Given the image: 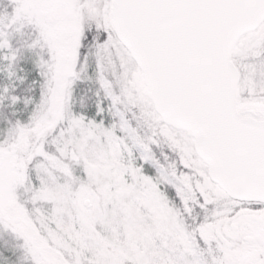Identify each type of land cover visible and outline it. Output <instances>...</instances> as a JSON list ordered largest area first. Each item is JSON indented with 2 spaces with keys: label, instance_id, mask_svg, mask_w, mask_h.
<instances>
[{
  "label": "snow or ice",
  "instance_id": "1",
  "mask_svg": "<svg viewBox=\"0 0 264 264\" xmlns=\"http://www.w3.org/2000/svg\"><path fill=\"white\" fill-rule=\"evenodd\" d=\"M4 7L0 231L27 264H120L57 239L136 209L173 244L122 264H264V0Z\"/></svg>",
  "mask_w": 264,
  "mask_h": 264
},
{
  "label": "rangeland",
  "instance_id": "2",
  "mask_svg": "<svg viewBox=\"0 0 264 264\" xmlns=\"http://www.w3.org/2000/svg\"><path fill=\"white\" fill-rule=\"evenodd\" d=\"M27 30L24 29L22 34H18L17 36H25ZM139 130L142 135H150L152 131L150 122L145 118H141ZM162 147H165L166 150V146L162 145ZM151 171L153 170L149 169V172ZM121 203L123 204V202ZM124 207L130 209L131 203L124 204ZM136 213L140 216V221L131 226H126L124 219L120 217L117 211L113 210L112 223L103 229L106 235L101 238L99 248H97L96 240L85 243L83 235H69L67 241L58 238L57 243H60L64 248L69 250L77 261H79L85 252H88L92 256L112 257L114 260L120 261V264H122L121 258L131 261L143 255L151 257L153 253L149 249L152 247H155L159 251L162 245L167 244L171 246L173 244L171 238H166L160 232L152 229L149 219H145V217H149V213L141 212L139 209H136ZM1 235L3 239L5 236L7 240H0V249L14 251L17 254L16 264H27V261L20 253V241L8 232L0 231V237ZM152 264H159V261L153 260Z\"/></svg>",
  "mask_w": 264,
  "mask_h": 264
},
{
  "label": "trees",
  "instance_id": "3",
  "mask_svg": "<svg viewBox=\"0 0 264 264\" xmlns=\"http://www.w3.org/2000/svg\"><path fill=\"white\" fill-rule=\"evenodd\" d=\"M6 3H7V0H0V14L4 13V11H5L4 5ZM9 10H10V8H9ZM15 38L17 40L23 42V41L30 40L31 36L29 34V30H27V33H25V36H16ZM3 120H4V117L2 115H0V132H3V123H2ZM4 239L7 240V238L5 236H4ZM4 239L2 238V235H1L0 240H4Z\"/></svg>",
  "mask_w": 264,
  "mask_h": 264
}]
</instances>
